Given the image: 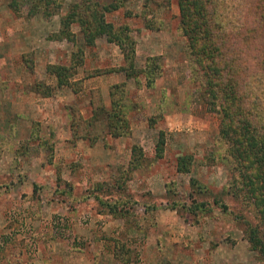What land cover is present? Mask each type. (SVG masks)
Instances as JSON below:
<instances>
[{"label": "rangeland", "instance_id": "1", "mask_svg": "<svg viewBox=\"0 0 264 264\" xmlns=\"http://www.w3.org/2000/svg\"><path fill=\"white\" fill-rule=\"evenodd\" d=\"M9 1L0 0V264H5L1 250L11 249L13 243L20 248L23 264H121L113 259V248L118 254L125 251L128 264H264L248 248L235 221L216 207L196 223L166 208V200L172 199L165 198L166 183L173 184L175 200L187 203L218 197L228 178L224 164L213 156L217 118L205 112L191 81L184 40L176 31L174 1L169 9L151 6L145 13L157 30L144 27L141 12L149 4L146 0H124L122 8L105 16L115 27L127 25L135 42L150 35L153 42L148 55V43L138 48L131 64L135 76L118 73L124 82L114 83L124 85L121 102L130 134L112 138L104 123L96 121L90 129L93 143L83 141L73 151L64 147V152L68 106L76 107L84 118L90 116V107L82 100L56 101L58 88L45 66L62 65L50 43L54 39H49L57 32L47 35L50 23L47 27L43 23L48 19L41 14L28 16V5L19 1L12 12ZM58 1L61 7L54 22L76 0ZM86 53L81 69L90 71L93 48ZM151 57L156 58L155 72L141 71ZM148 79L153 81L151 87L146 85ZM34 128L38 139L53 146L49 165L46 152L31 139ZM160 139L162 154L156 158L154 146ZM66 144L74 143L68 139ZM132 145H141L146 166L132 175L127 190L147 191L141 199L156 205L145 212L141 233L130 228L126 232L121 219L96 217L92 200H82L92 184L118 175V167L127 162L123 154ZM180 157L190 158L187 174L175 172ZM95 159L108 164L94 167L90 160ZM112 159L116 162L109 163ZM190 178L208 195H198ZM224 202L232 209V201ZM136 213L140 217L143 208H136Z\"/></svg>", "mask_w": 264, "mask_h": 264}, {"label": "trees", "instance_id": "2", "mask_svg": "<svg viewBox=\"0 0 264 264\" xmlns=\"http://www.w3.org/2000/svg\"><path fill=\"white\" fill-rule=\"evenodd\" d=\"M18 1L28 5V16L41 14L43 19L58 15L61 7L58 0H10L7 6L12 12H16ZM173 1L178 11L176 31L184 40L183 52L191 81L197 86L205 112L217 118L213 156L224 164L228 178L218 197L192 200L189 195L191 200L187 203L175 200L173 184L166 183L165 198L172 196L166 200V208L185 214L191 219L189 221L196 223L209 216L212 208L216 207L235 221L248 248L255 252L259 261L264 262V0ZM148 2L141 12L143 24L147 30H157L145 13L148 11L149 14L151 6L169 9L171 0H146L145 4ZM123 3L124 0H76L59 15L58 31L49 39L64 40L74 44L75 49L66 65L45 66V73L54 78L56 88L66 87L77 94L82 90L83 79L109 73H122L125 78L135 76L131 66L135 57L131 31L125 24L115 27L105 19L106 15L122 8ZM72 26L78 29L77 46L75 35L70 30ZM98 38L117 46L122 57L121 65L109 69H83L82 78L72 81L83 66L84 50L93 48ZM154 61L155 57L148 58L146 63L149 64H145L141 71L154 73ZM152 84L153 81L148 79L146 85L151 87ZM123 88V84H113L108 88V107H104L98 89L90 90V116L87 118L76 107L68 106L70 143L88 140L93 143L95 139L90 137V129L96 121L104 123L106 134L112 138L129 136L121 102ZM31 139L46 152L45 161L49 165L53 156L52 144L47 139H38L35 128L31 129ZM162 149L163 140L160 139L154 146L156 158L161 157ZM183 158H177L175 163L178 174L189 172L190 158L187 161ZM145 162L139 145L130 146L126 166L118 167L120 171L114 179L110 174L108 181L92 184L82 200L91 199L97 215L121 219L126 232L130 228L141 233L145 212H152L156 205L141 199L149 194L147 191L131 193L127 190V183L134 173L145 168ZM189 183L196 187L198 195H208L199 191L203 188L196 180L190 178ZM66 191L69 192L70 187ZM226 199L234 203L232 209L224 202ZM139 207L143 208L140 217L136 213ZM14 244L11 249L1 250L5 264H23L20 248ZM115 250L112 249L113 259L128 264L125 251L118 254Z\"/></svg>", "mask_w": 264, "mask_h": 264}, {"label": "crops", "instance_id": "3", "mask_svg": "<svg viewBox=\"0 0 264 264\" xmlns=\"http://www.w3.org/2000/svg\"><path fill=\"white\" fill-rule=\"evenodd\" d=\"M55 16H57V15H55ZM55 16H52V19H48V20L44 19L45 20V22L43 23L44 27H47L48 24L50 23V26L48 27V29H46V32H48L47 35L56 33L58 28H59V24H58L59 19L57 17L56 22H54ZM31 19H33V18H31ZM33 20H31L30 22H32ZM38 20H40V18ZM26 29L28 31L29 28L26 27ZM70 30L75 35V41H76L75 43L78 44L79 43V36H78L77 27L76 26H72ZM24 33H25V31H24ZM28 33H30V32H28ZM150 36L142 37L140 39L141 43H140V41H139V43H138V41L135 42V54H136V56L139 53L138 52V48L142 47V45L144 43H148L149 44V45L145 46V49L147 50L145 53L147 55L150 52V50L153 48V42H152V38ZM52 41L53 42H50V43H53L52 47H54L55 57L62 58L63 61L61 62V64L65 65L66 61L68 62L69 57L71 56V52L73 50L72 44L68 43V42H66L64 40H61V41L52 40ZM54 43H55V45H54ZM91 55H92V59H94V62H93V64L91 63L90 66H91V69H96V70L115 68V67L119 66L121 64V61H122L121 60L122 57H121V54H120L117 46H115L114 44H111V43H107L102 38H98V39L95 40L94 47H93V53H91ZM83 56H84V59H85L86 56H87L86 50H84ZM56 59H55V61H56ZM56 63H57V61H56ZM48 64H52V63L48 62ZM94 65H96V66H94ZM81 68L77 70V73L72 78V81L79 80L80 77L77 78V79L75 78L77 75L80 74L82 76V70L83 69H81ZM88 70H90V69H88ZM121 74L109 73V74H104V75H100V76H95V77L83 79L82 80V90H81V92H79L77 94L72 93L66 87L58 88L56 90V92H58V96L56 98V101L58 100L59 102H63L65 104H69V103H71V101L74 102V103H78L79 101L82 100L84 102L83 104L87 106V105H89V98H88L89 91L93 90V89H98L100 91L101 98H102V103H103L104 107H108V105H109L108 88L111 85H113L115 82H124V78H123V76ZM66 134H67L66 139L64 140V142L61 143L62 144L61 146H63L62 151H63V149L65 150L64 147L72 148L71 150L73 151L75 148H77L76 146L80 145L79 144L80 142H83V141H76V142H74V144L72 146H68L66 144V141L69 139L68 126L66 127ZM120 138H122V137H120ZM120 138H118V139H120ZM139 147L141 148V145H139ZM86 150L95 151V148L92 149V147L90 148L89 146H86ZM141 150H142V148H141ZM75 152H77V151H75ZM61 154L63 155V153H61ZM123 155L127 156V159H126V161H127L128 158H129V155H130V148H128L124 152ZM104 157H106V154L104 155ZM85 158H87V157H85ZM90 162H93V164L95 165L94 167L102 166V168L106 167L107 166L106 164H108V163H105L104 160L98 162L96 159L94 161L90 160ZM110 162H116V160L112 159L111 161H109V163ZM98 164H100V165H98ZM103 181H106V179L102 180V181H98V182H103ZM140 189H141V186L139 187V190ZM96 217L100 218L102 216L96 214ZM100 246H102V243H101Z\"/></svg>", "mask_w": 264, "mask_h": 264}]
</instances>
